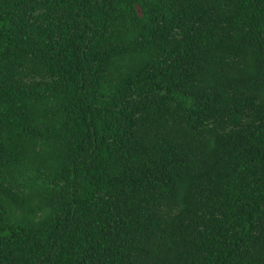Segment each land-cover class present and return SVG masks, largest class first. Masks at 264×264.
Segmentation results:
<instances>
[{"label":"trees","instance_id":"obj_1","mask_svg":"<svg viewBox=\"0 0 264 264\" xmlns=\"http://www.w3.org/2000/svg\"><path fill=\"white\" fill-rule=\"evenodd\" d=\"M0 264H264V0H0Z\"/></svg>","mask_w":264,"mask_h":264}]
</instances>
